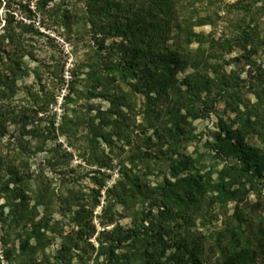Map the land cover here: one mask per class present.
I'll return each instance as SVG.
<instances>
[{"label":"trees","instance_id":"obj_1","mask_svg":"<svg viewBox=\"0 0 264 264\" xmlns=\"http://www.w3.org/2000/svg\"><path fill=\"white\" fill-rule=\"evenodd\" d=\"M51 1L41 0V8ZM195 1L198 0L192 3ZM184 11L187 9L180 0H85L84 10L74 13L78 17L75 39L81 41L88 36L94 47L88 44L87 57L77 63L72 84L81 82L82 90L72 89L75 98H67V103L95 99L108 103L104 111L87 103L84 115L72 110L75 126L85 131L90 148L84 154L100 168L109 166L108 158L97 154L98 145L111 150L116 142L131 146V127H138L144 135L138 141L156 152L153 158H138L133 146L129 157L124 158L132 168L140 165V171L127 178L129 191L125 186L115 190L103 212V222L105 226L113 223L114 205L122 206L125 212L132 208L133 198L141 206L133 228L123 230L116 226L101 233V264H264V216L259 213L264 209V148L247 142L257 136L264 144V68L252 63L245 79H241L238 75L218 73L210 63L211 59L231 54L234 48L245 51L248 44L259 42L260 33L258 29L242 30L234 37L215 40L193 32L194 27L212 25L209 17ZM65 30L70 41L72 25L65 23ZM192 43L199 46L195 51L189 50ZM204 44L207 49H202ZM25 55L32 56L15 34L4 35L0 40V100L8 101L0 104V143L8 124L17 122L23 113L18 114L10 100L16 82L30 72ZM79 67L87 71L83 73ZM188 68L192 72L186 74ZM210 68L214 69L213 77L207 73ZM178 74H183L181 79ZM243 89L254 96L253 104L243 98ZM140 94L144 101L137 110L135 102ZM50 95L46 93V97ZM221 99H225L226 108L235 118L227 124L219 121V131L206 147L212 158L233 163L222 167L212 179L211 173L201 174L193 166L197 161L183 156L179 149L195 139L192 123L208 117ZM137 116L141 117V124L136 123ZM149 130L152 135L146 136ZM119 153L122 157L124 149ZM120 163L125 176L132 172L123 160ZM156 163L163 168L164 177L150 187L142 180L147 177L149 165ZM10 168V179L0 186V199L4 200L0 205L2 257L7 264H36L37 252L53 241L47 235H62L61 230L49 226L42 217L37 219L38 208L46 205L45 197L38 195L31 203L32 197L22 186L27 176ZM23 168L27 169L26 165ZM252 193L253 201L249 199ZM229 203L234 204L232 214L223 218L221 227L206 235L197 228L218 221L216 206L222 211ZM89 214L82 203L73 212L77 230L62 236L58 253L64 264H71L70 250H78L85 236L92 235ZM83 256L86 250L78 262ZM92 264H98L97 260Z\"/></svg>","mask_w":264,"mask_h":264},{"label":"rangeland","instance_id":"obj_2","mask_svg":"<svg viewBox=\"0 0 264 264\" xmlns=\"http://www.w3.org/2000/svg\"><path fill=\"white\" fill-rule=\"evenodd\" d=\"M40 1L0 0V40L4 35L15 34L32 55L24 56L25 65L30 72L16 82L14 95L10 100L16 112L23 113L20 114L17 122L8 124L6 135L0 143V159L2 160L0 186L10 179L11 166L18 169L19 174L27 176L22 186L32 197L31 203L38 195L45 197L47 201L46 205L38 208L37 219L42 217L49 226L61 230L62 235L58 232L47 235L53 241L43 251L37 252L36 264L39 261H42L41 264H64L58 259L63 242L62 236L66 237L72 230H77L73 223V212L78 209L79 203L85 204L86 209L90 210L89 223L93 233L85 236V241L79 243L78 250L77 248L70 250L71 264H92L95 260L101 264L103 257H98V242L99 239H103L101 233L110 231L116 226L123 230L133 228L134 217L141 206L138 200L133 198L131 199L132 208L125 212L122 206L114 205L111 210L113 223L105 226L103 222L106 219L103 212L109 206L115 190L119 191L120 187L125 186V189L129 191L127 178L140 171V165L133 169L124 158L129 157L133 146L135 147L133 154L138 158L145 155L153 158L156 152L154 148L142 145L138 140H142L144 135L138 127H131V146L116 142L111 150L104 144L98 145L97 154L103 153L108 158L106 162L109 166L100 168L96 161L84 154L90 148L85 140V131L75 126L72 110H79L84 115L87 103L103 111L108 108L107 102L98 99L67 103V98H75V92L73 93L72 89L82 90L81 82L72 84L77 63L87 57L90 48L88 44L94 47L88 36L77 41L74 35L75 22L78 20L74 13L84 10L85 0L62 2L53 0L42 8ZM180 1L187 9L184 12H195L200 18L209 17L212 22V25L194 27L195 34L210 35L216 40L220 37H234L242 30L258 29L260 38L257 43L259 44L254 43L253 46L248 44L245 51L234 48L231 54L223 55L220 59H211L210 63L218 73L238 75L241 79H245L246 70L252 63L260 64L264 68V45L260 44L264 43V0H198L193 3L192 0ZM65 23L72 25L70 41L67 37L68 31L65 30ZM30 29L35 34L31 33ZM198 47V44L192 43L189 50L195 51ZM201 47L207 49L206 44ZM103 53L105 55V52ZM214 69L210 68L207 71L210 77H213ZM81 71L85 73L87 70L81 68ZM191 72V68L186 70V74ZM182 76L183 74H178L177 78L181 79ZM79 78L83 77L79 76ZM128 82L134 83L131 80ZM46 93L51 94L50 97H46ZM242 95L251 104L255 102L254 96L246 93V89L242 90ZM143 101L144 97L141 94L137 95L135 102L137 110ZM1 103L8 104V101L0 100ZM65 117L66 124H64ZM234 118L235 114L226 108L225 99H221L216 104L215 111L208 117L192 123L195 139L183 144L179 151L183 156L197 161L193 166L201 174L211 173L212 179H216L217 172L222 167L233 163L232 160L223 161L212 158L206 145L213 142L215 133L219 131V121L227 124ZM141 120V117L137 116L136 123L141 124ZM145 135H152L151 130ZM153 137L154 142L156 138ZM247 142L252 147L264 148V144L258 141L257 136L249 138ZM121 148L124 149L125 154L119 157ZM121 160L124 161L127 170L132 171L130 174L127 173V176H125L126 173L123 174ZM24 165L27 169L23 168ZM149 168L147 177L142 181L150 187H155L163 180L164 170L158 163L150 164ZM93 191H97L98 194H93ZM261 195V199H264V184L261 187ZM254 197L252 193L249 199L253 201ZM3 204L4 200L1 198L0 205ZM233 206V203H229L222 211L219 206H216L218 221L205 228H197L206 235L211 229L221 227L223 218L232 214ZM7 210L6 207L4 211L7 212ZM259 213L264 216V209L259 210ZM30 244L35 246V241L31 240ZM18 245L16 241V250ZM3 250L0 234V264H7L2 257ZM84 250H86V256H83L82 262H78ZM15 255H18V252ZM260 263L259 261L258 264Z\"/></svg>","mask_w":264,"mask_h":264}]
</instances>
